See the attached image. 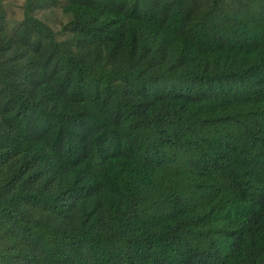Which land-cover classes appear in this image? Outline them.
<instances>
[{
    "label": "trees",
    "instance_id": "1",
    "mask_svg": "<svg viewBox=\"0 0 264 264\" xmlns=\"http://www.w3.org/2000/svg\"><path fill=\"white\" fill-rule=\"evenodd\" d=\"M0 264H264V0H0Z\"/></svg>",
    "mask_w": 264,
    "mask_h": 264
},
{
    "label": "rangeland",
    "instance_id": "2",
    "mask_svg": "<svg viewBox=\"0 0 264 264\" xmlns=\"http://www.w3.org/2000/svg\"><path fill=\"white\" fill-rule=\"evenodd\" d=\"M44 8H45V9H49V3H48V2L45 3ZM46 15H47V14H46Z\"/></svg>",
    "mask_w": 264,
    "mask_h": 264
}]
</instances>
